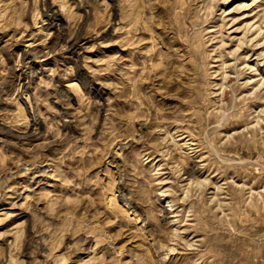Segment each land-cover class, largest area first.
I'll return each mask as SVG.
<instances>
[{
    "label": "rangeland",
    "instance_id": "1",
    "mask_svg": "<svg viewBox=\"0 0 264 264\" xmlns=\"http://www.w3.org/2000/svg\"><path fill=\"white\" fill-rule=\"evenodd\" d=\"M0 264H264V0H0Z\"/></svg>",
    "mask_w": 264,
    "mask_h": 264
}]
</instances>
